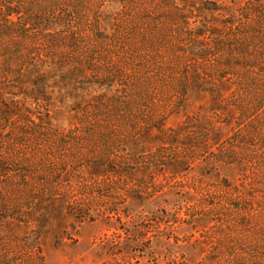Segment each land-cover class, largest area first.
<instances>
[{
    "label": "rangeland",
    "instance_id": "obj_1",
    "mask_svg": "<svg viewBox=\"0 0 264 264\" xmlns=\"http://www.w3.org/2000/svg\"><path fill=\"white\" fill-rule=\"evenodd\" d=\"M0 264H264V0H0Z\"/></svg>",
    "mask_w": 264,
    "mask_h": 264
}]
</instances>
